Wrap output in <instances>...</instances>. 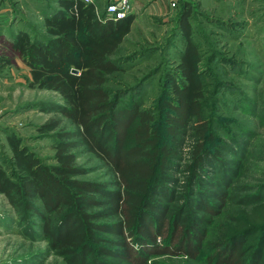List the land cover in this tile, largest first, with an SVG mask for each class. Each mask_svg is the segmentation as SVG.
<instances>
[{"label": "trees", "instance_id": "16d2710c", "mask_svg": "<svg viewBox=\"0 0 264 264\" xmlns=\"http://www.w3.org/2000/svg\"><path fill=\"white\" fill-rule=\"evenodd\" d=\"M132 19L127 15L102 21L92 5L57 0L55 9L43 13L44 36L21 31L9 38L11 51L28 68L29 87L52 92L60 100L40 112L57 114L72 129L61 127L59 119L37 127L50 140L51 165L7 135L11 161L0 165V195L17 220H38L50 247L75 264H90L95 250L126 264H146L147 257L156 255L192 260L200 248L197 227H190L191 234L170 225L161 202L170 201L164 185L174 182L166 171L175 167L177 154L170 144L178 131L188 125L194 131L186 167L189 182L219 154L202 122L201 56L191 37L190 6L185 2L179 13L181 50L175 73L166 75L167 96L155 108L138 102L117 104V92L111 88L117 83L110 78L123 71L117 53ZM7 66L9 61L0 57V71ZM78 151L104 164L113 178L112 188L78 179L85 173L75 165ZM203 209L212 212L210 207ZM98 232L119 239H105ZM218 238L225 246L215 250L214 264H264V201L234 210ZM87 256L91 260H85Z\"/></svg>", "mask_w": 264, "mask_h": 264}, {"label": "rangeland", "instance_id": "374dc122", "mask_svg": "<svg viewBox=\"0 0 264 264\" xmlns=\"http://www.w3.org/2000/svg\"><path fill=\"white\" fill-rule=\"evenodd\" d=\"M50 2L0 0V7L6 10L0 13V57L9 61V66L0 71V165L11 161L7 135L18 138L22 146L44 164L51 165L50 140L38 133L37 127L50 119H59L61 127L72 129L57 114L40 112L41 107L59 104L60 100L52 92L29 87L28 68L9 47L11 31L15 33L17 27L35 36H44L38 8L47 5L55 9ZM185 2L190 6L191 37L201 56L202 122L207 123V132L219 154L218 159L211 160L212 165L203 167L196 181L189 182L186 167L194 131L191 125L178 131L170 144L177 154L173 161L175 167L166 171V176L174 182L164 185L169 190L170 201L161 202L165 204L170 225L176 224L191 234L190 227H197L202 234L200 248L192 260L156 255L147 257L146 264H214L211 257L215 250L225 246L218 233L231 222L232 212L264 201V0H143L137 3L131 10L134 15L129 33L117 53L123 71L110 78L117 83L111 87L118 95L116 103L138 102L142 107L155 108L167 96L166 75L175 73L177 53L181 50L178 17ZM97 12H100L98 6ZM22 18L26 25L19 23ZM126 92L127 97L122 95ZM159 128V134L166 140ZM204 146L209 148L207 144ZM75 165L85 171L78 179L105 183L112 188L111 174L90 154L78 151ZM203 207L212 208V212ZM97 234L105 239H119L106 232ZM101 243L117 249L110 241ZM92 257L90 264H96L95 261L126 264L120 258L98 254L96 250ZM87 259L91 260L89 256ZM0 264L75 263L68 255L50 247L42 237L38 220H17L0 195Z\"/></svg>", "mask_w": 264, "mask_h": 264}, {"label": "built area", "instance_id": "2783aa9c", "mask_svg": "<svg viewBox=\"0 0 264 264\" xmlns=\"http://www.w3.org/2000/svg\"><path fill=\"white\" fill-rule=\"evenodd\" d=\"M72 2H80L83 5H92L91 0H71ZM174 4L171 2L170 6ZM95 9V7H94ZM74 11V9H73ZM95 15L98 19L102 21H112L121 20L125 18L130 12V7L128 0H108L102 8V16L97 12V9L94 10Z\"/></svg>", "mask_w": 264, "mask_h": 264}, {"label": "crops", "instance_id": "0c3cea01", "mask_svg": "<svg viewBox=\"0 0 264 264\" xmlns=\"http://www.w3.org/2000/svg\"><path fill=\"white\" fill-rule=\"evenodd\" d=\"M51 1V2H50ZM56 1L57 0H48V2H50L51 3V5H53V7H55L56 6ZM108 0H91V2H92V6H93V8L95 7V9H97V6L99 7V10H100V12H99V14L100 13H102V8H103V6H104V4L107 2ZM141 1H143V0H128V3H129V6H130V13H131V10H133V7L134 6H136L137 5V3L138 4H140L139 2H141ZM145 1V0H144ZM47 5H45V7H46ZM43 5L41 6V8H40V6H39V8H38V11H39V13H38V18L41 20V23H42V26H43V13H45V11H47V9L46 8H48V9H50L49 7H46L45 8ZM52 8V7H51ZM53 9V8H52ZM94 9V10H95ZM0 13H6V10L4 9V8H1L0 7ZM129 15H131V16H133L134 14L133 13H131V14H129ZM99 16H101V15H99ZM19 23L20 24H24V25H26L27 24V22H26V20L24 19V18H22V19H19ZM12 25H11V23H10V28H12L11 27ZM17 26H19V25H17ZM25 28V27H24ZM16 30H15V33L16 32H21V31H25V30H23V28L22 27H17V28H15ZM12 30V29H11ZM11 30H9V31H11ZM6 31H8V30H6ZM11 33L12 34H15V33H13L12 31H11Z\"/></svg>", "mask_w": 264, "mask_h": 264}, {"label": "water", "instance_id": "95a60500", "mask_svg": "<svg viewBox=\"0 0 264 264\" xmlns=\"http://www.w3.org/2000/svg\"><path fill=\"white\" fill-rule=\"evenodd\" d=\"M70 73L71 74H76V71L75 70H71Z\"/></svg>", "mask_w": 264, "mask_h": 264}]
</instances>
